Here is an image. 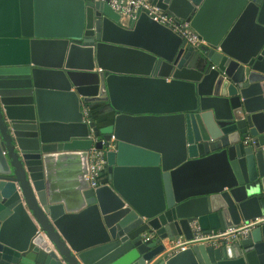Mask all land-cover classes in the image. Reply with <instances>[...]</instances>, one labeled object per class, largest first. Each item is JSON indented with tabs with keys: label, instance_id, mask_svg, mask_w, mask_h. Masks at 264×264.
Returning <instances> with one entry per match:
<instances>
[{
	"label": "water",
	"instance_id": "1",
	"mask_svg": "<svg viewBox=\"0 0 264 264\" xmlns=\"http://www.w3.org/2000/svg\"><path fill=\"white\" fill-rule=\"evenodd\" d=\"M149 1L207 46L104 3L0 0V264H264V223L165 253L264 216V0ZM90 132L116 142L97 191Z\"/></svg>",
	"mask_w": 264,
	"mask_h": 264
},
{
	"label": "built area",
	"instance_id": "2",
	"mask_svg": "<svg viewBox=\"0 0 264 264\" xmlns=\"http://www.w3.org/2000/svg\"><path fill=\"white\" fill-rule=\"evenodd\" d=\"M90 1L107 4L112 11L119 16V25L124 28H128L132 21H136L139 14L145 13L152 21L180 37L185 42L186 46H190L195 50L207 46L191 29L189 22L175 20L174 17L158 9L149 0ZM81 111L83 114V122L89 124L91 121L90 108L86 105H81ZM88 138L92 141V146L90 150L87 151L88 174L85 179L88 183V188L92 191H97L104 187H110V183L107 180L106 154L115 151L116 142L113 137H111L109 142L97 139L92 132H90ZM99 141L102 144L101 150L95 148V143ZM263 223L264 216L232 229L203 233L197 223L194 222L191 224V239L186 240L180 238L179 240L166 241L168 245L165 244V253L167 257H171L178 252L196 245H206L213 248L231 245L232 243L246 238L252 229ZM155 239L153 234L144 236L145 242Z\"/></svg>",
	"mask_w": 264,
	"mask_h": 264
},
{
	"label": "crops",
	"instance_id": "3",
	"mask_svg": "<svg viewBox=\"0 0 264 264\" xmlns=\"http://www.w3.org/2000/svg\"><path fill=\"white\" fill-rule=\"evenodd\" d=\"M261 99H264V93H260V92L255 93V95L251 99L249 98V100H252L254 104L257 106H261V104L263 103V101H260ZM94 109L95 110L93 111V120H95L99 124V126H105L107 124L106 122L110 120V115L107 117L103 116L104 109H105L103 106H99ZM165 243L167 244L166 241Z\"/></svg>",
	"mask_w": 264,
	"mask_h": 264
},
{
	"label": "rangeland",
	"instance_id": "4",
	"mask_svg": "<svg viewBox=\"0 0 264 264\" xmlns=\"http://www.w3.org/2000/svg\"><path fill=\"white\" fill-rule=\"evenodd\" d=\"M91 118L93 119V113L90 114ZM95 119V118H94Z\"/></svg>",
	"mask_w": 264,
	"mask_h": 264
},
{
	"label": "trees",
	"instance_id": "5",
	"mask_svg": "<svg viewBox=\"0 0 264 264\" xmlns=\"http://www.w3.org/2000/svg\"><path fill=\"white\" fill-rule=\"evenodd\" d=\"M94 110H95V109H93L91 113H93ZM91 113H90V114H91Z\"/></svg>",
	"mask_w": 264,
	"mask_h": 264
}]
</instances>
